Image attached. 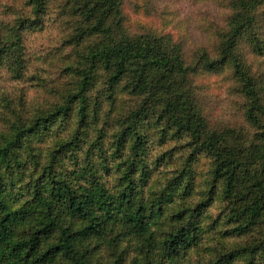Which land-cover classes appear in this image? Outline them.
I'll return each instance as SVG.
<instances>
[{"label": "trees", "instance_id": "trees-1", "mask_svg": "<svg viewBox=\"0 0 264 264\" xmlns=\"http://www.w3.org/2000/svg\"><path fill=\"white\" fill-rule=\"evenodd\" d=\"M187 1L0 0V264H264V0Z\"/></svg>", "mask_w": 264, "mask_h": 264}, {"label": "rangeland", "instance_id": "rangeland-1", "mask_svg": "<svg viewBox=\"0 0 264 264\" xmlns=\"http://www.w3.org/2000/svg\"><path fill=\"white\" fill-rule=\"evenodd\" d=\"M193 3L187 0H164L162 10L148 16L145 12L131 13V22L134 26L146 27L160 32H172L176 37H185L187 28L194 20L191 11L196 9ZM43 32L32 33L28 39L27 50L31 53L48 51L58 45L60 36L58 26L53 22H46ZM230 74H225L219 79L204 78L209 93L213 95L212 110L214 117L220 120L229 119L237 109L232 93ZM17 87H24L15 82H9L4 77L0 78V89L13 92ZM27 88V87H26ZM31 96H40L39 91L32 89Z\"/></svg>", "mask_w": 264, "mask_h": 264}]
</instances>
